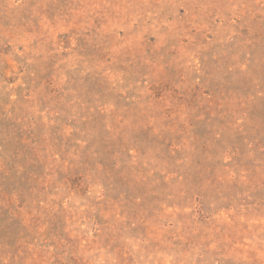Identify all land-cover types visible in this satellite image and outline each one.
<instances>
[{"label": "rangeland", "instance_id": "obj_1", "mask_svg": "<svg viewBox=\"0 0 264 264\" xmlns=\"http://www.w3.org/2000/svg\"><path fill=\"white\" fill-rule=\"evenodd\" d=\"M0 264H264V0H0Z\"/></svg>", "mask_w": 264, "mask_h": 264}]
</instances>
